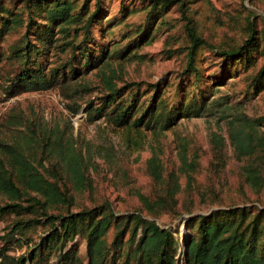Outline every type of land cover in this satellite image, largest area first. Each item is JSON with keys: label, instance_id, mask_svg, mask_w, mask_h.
Instances as JSON below:
<instances>
[{"label": "rangeland", "instance_id": "obj_1", "mask_svg": "<svg viewBox=\"0 0 264 264\" xmlns=\"http://www.w3.org/2000/svg\"><path fill=\"white\" fill-rule=\"evenodd\" d=\"M50 1L34 0L27 6L26 0H0V25L3 17L10 23L0 34V141L21 148L71 196L68 205L51 206V212L100 207L106 201L116 214L140 210L172 231L178 241L176 256L184 263V241L192 233L188 217L218 207L245 206L252 213L264 207V124L257 129L262 140L256 154L240 155L230 139V122L236 116L264 114V89L253 93L249 87L264 54L246 65L239 60L228 63L218 52L243 41L250 15L261 37L264 0H184L191 25L216 46H195L198 76L185 70L188 22L175 2L150 15L148 0H98L100 11L83 41L82 30L76 36L73 27L83 23L96 0H64L72 14L79 12L83 18L70 24L50 21L45 6ZM30 14L36 24L28 36L38 48L35 60L29 62L35 61L33 67L39 66L49 81L38 88L16 78L23 71L17 47ZM263 43L260 39V47ZM112 87L120 88L115 101L102 103ZM190 97L204 102L200 114H178L167 128L155 123L150 110L157 101L185 104ZM99 105H103L99 113L92 110ZM123 105L131 110L122 125L114 117ZM140 113L144 122L134 125ZM154 153L161 165L158 180L148 170ZM75 161L80 162L79 179L72 171ZM248 167L256 169V183L247 178ZM140 194L151 200L169 194L170 199L166 207L151 211L142 205ZM5 200L9 199L0 193V203ZM31 216L27 210L3 213L1 253L16 256L32 247L41 225L28 243L10 229L16 219ZM129 235L125 230L123 239ZM113 236L110 228L107 245ZM67 247L73 264H88L82 235ZM3 259L0 256V264ZM98 264H135V260L125 242L120 252L108 254Z\"/></svg>", "mask_w": 264, "mask_h": 264}, {"label": "trees", "instance_id": "obj_2", "mask_svg": "<svg viewBox=\"0 0 264 264\" xmlns=\"http://www.w3.org/2000/svg\"><path fill=\"white\" fill-rule=\"evenodd\" d=\"M33 1L26 0L27 6H31ZM174 2L188 22L190 45L185 70L198 76L194 62L195 46L200 43L213 49H216V46L207 42L191 25V18L186 13L184 0H148L147 13L151 15L163 11ZM45 6L50 21L53 23H78L83 19L79 12L71 13V6L67 1L51 0ZM99 11L100 5L96 0L94 10L84 19L83 23L73 27L74 35L77 36L81 29L82 40L86 41L90 35L91 20ZM2 19L0 34L10 27L8 18L3 17ZM33 20L32 15H28V25L23 40L17 47L22 58L23 71L20 73L22 75L16 78L24 80L27 87L37 86L38 88L46 86L49 81L39 66L33 67L35 61L29 62L30 58L35 60L38 48L36 44L30 43L28 36L29 28L36 24L32 22ZM246 26L247 35L239 45L218 50L228 63L231 60H239L245 62L246 65H251L256 56L264 54V43L260 47V39L264 41V27L259 37L251 15ZM44 29L47 31L46 27ZM66 30L69 31V29ZM86 54L89 55V53ZM249 87L253 93L264 89V63L251 77ZM119 92L120 88L112 87L111 92L102 97L104 101L102 103L115 101V96ZM184 103L169 105L160 99L151 108L150 113L155 123L161 124V128H167L178 114H200L204 102L190 97ZM208 105L209 103H206L205 106ZM102 107L103 105H99L91 108L99 113ZM191 108L195 109L190 111ZM130 110V105L119 107L114 117L118 124H125V118ZM144 118V113H140L132 123L140 125L144 122ZM149 121L150 119L147 118L145 125L149 126ZM263 124L264 114L257 117L242 114L230 122V139L240 155L258 153L262 135L257 129ZM213 134L212 138L215 140V133ZM0 150L2 152L0 193L9 199L0 203V217L5 212L17 214H21L24 210L31 212V217L18 218L10 226L15 233L25 237L26 243L34 239L32 233H36V226H42L32 247L27 248L20 255L9 256L0 252V256L4 258V264H73L69 257L70 247L67 245L78 234L85 238L89 256L88 264H98L108 254L120 252L125 242L130 247V258L135 260V264H264V207L257 208L253 213L245 206L218 207L208 213H197L188 217V225L191 226L192 233L184 241L185 262L181 263L176 256L178 241L172 231L160 226L155 220L148 219L140 210L125 215L116 214L106 201L100 207L51 212L49 207L66 206L70 203L71 196L61 188L57 181L49 180L21 148L0 141ZM73 166V175L78 179L81 178L80 162L75 161ZM148 170L154 179L161 178V165L155 153L148 160ZM246 175L252 183H256L258 174L254 167H248ZM139 199L143 206L154 211L156 208L166 207L170 195L151 200L148 196L140 194ZM23 200L27 203L22 204ZM36 213H39V216H36ZM110 228H114V236L111 245H107L105 235ZM125 230H128L130 235L124 240ZM138 230L140 234L136 236Z\"/></svg>", "mask_w": 264, "mask_h": 264}]
</instances>
